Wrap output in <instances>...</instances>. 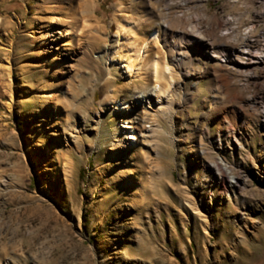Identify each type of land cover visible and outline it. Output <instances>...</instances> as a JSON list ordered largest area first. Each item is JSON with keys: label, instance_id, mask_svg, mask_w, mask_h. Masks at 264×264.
<instances>
[{"label": "rangeland", "instance_id": "374dc122", "mask_svg": "<svg viewBox=\"0 0 264 264\" xmlns=\"http://www.w3.org/2000/svg\"><path fill=\"white\" fill-rule=\"evenodd\" d=\"M0 264H264V0H0Z\"/></svg>", "mask_w": 264, "mask_h": 264}, {"label": "bare ground", "instance_id": "6f19581e", "mask_svg": "<svg viewBox=\"0 0 264 264\" xmlns=\"http://www.w3.org/2000/svg\"><path fill=\"white\" fill-rule=\"evenodd\" d=\"M138 24H135L133 21H127V19L125 22L123 23L119 22L117 24L118 33H119L118 34L119 38L117 39V42L120 51L121 49L125 48V46H128L130 47L129 49L135 53L136 58H140V59L142 58L143 60H145L146 56L148 55L150 40L156 38L161 33L165 46H167L168 48L172 49L175 52L173 57L176 59L177 62H181L186 58H191L195 56L197 48L202 49L206 54L210 55V57H216V58L220 57L221 52H218L219 49L218 50L214 49L210 51L208 50L209 47L211 49L214 48L213 39L217 37L216 32L214 31L215 33H213V30L215 29L213 26L210 27L207 26V28H205L203 32H198L197 33L198 35L195 36L193 35V33L191 34L186 30L184 31L181 30L180 32L178 31L174 32L170 29V24L167 21H164L161 27L152 28V30L148 31V36L144 38L142 41H139L140 38L138 39L139 37L138 34L140 33H138L139 31ZM123 28L125 29L127 28V30H129L132 34L131 38L128 39L127 44H124V41L126 40H124L123 35H121L124 33ZM57 31L63 37L68 36V32L66 31L65 32L64 31L60 32L59 30ZM68 41L69 42H67L66 44H70V48H74V47L76 48V44H73L71 40ZM244 48L246 49L235 47L234 53L236 56L233 58L226 56V59L224 61L235 60L241 62V60L239 61L238 54L244 56L246 59H248V61H250V59L252 58H258L259 53L256 49L253 48L252 45H245ZM71 52L72 51L69 50L67 54H70ZM126 52H128V50H126ZM89 53H91V51H89ZM128 61L130 63V59H128ZM164 63L162 64V66H160L155 60H153L151 62L146 63L145 65L146 68L144 67L145 68L144 71H146V73H149V75H152L154 79L157 81L158 87L160 85L162 86L161 91L163 93H166V95H168L169 87L172 85L171 79L173 77L170 74V67H168V64L164 65ZM128 66H130V64ZM8 69L9 67H5L6 75L7 77H9L8 79L9 81L10 71ZM8 85L10 86V83H8ZM121 127H127V124L122 125ZM232 179H235V177H232Z\"/></svg>", "mask_w": 264, "mask_h": 264}]
</instances>
